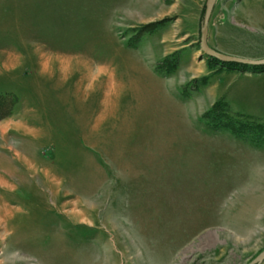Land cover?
Wrapping results in <instances>:
<instances>
[{"label":"rangeland","instance_id":"374dc122","mask_svg":"<svg viewBox=\"0 0 264 264\" xmlns=\"http://www.w3.org/2000/svg\"><path fill=\"white\" fill-rule=\"evenodd\" d=\"M206 1L0 0V264L264 254V65L201 50ZM207 43L264 60V0Z\"/></svg>","mask_w":264,"mask_h":264},{"label":"water","instance_id":"95a60500","mask_svg":"<svg viewBox=\"0 0 264 264\" xmlns=\"http://www.w3.org/2000/svg\"><path fill=\"white\" fill-rule=\"evenodd\" d=\"M217 0H207L206 1V8H205V13H204V18H203V28L201 30V38H200V46L201 50L207 54L208 56L215 58L219 61L222 62H227V63H238V64H244V65H264V60L261 61H251V60H246V59H241V58H236V57H231L228 55L221 54L213 49H211L208 46L207 43V38H208V25L209 21L215 6ZM264 261V254L256 258L251 264H262Z\"/></svg>","mask_w":264,"mask_h":264},{"label":"bare ground","instance_id":"6f19581e","mask_svg":"<svg viewBox=\"0 0 264 264\" xmlns=\"http://www.w3.org/2000/svg\"><path fill=\"white\" fill-rule=\"evenodd\" d=\"M35 134V133H34ZM17 154V153H16ZM18 155V157L20 156L19 154H17ZM24 155V154H23ZM28 160H26V162H27ZM19 162V161H18ZM21 164V163H20ZM25 165V164H24ZM34 165V164H33ZM28 171V170H27ZM57 177L59 178V176H56L55 175V179H57ZM45 178H47V180L46 181H48V183L50 184H55L56 183V187H59V184L57 183L58 181L57 180H59V179H57V180H54V181H50V177H49V174L48 173H46V177ZM0 186L1 187H3V188H11V186H10V184H8L7 182H5L4 180H2V179H0ZM10 190V189H9ZM4 210H5V214H4V212L2 211V210H0L1 212H0V224L3 226L4 224H6V218L8 217V214L10 213L11 214V211L10 210H6V208H4ZM62 243H59V240H54L53 242H52V244H51V246H50V250L51 251H49V252H53V253H51L50 254V257H51V259L52 260H54V257L52 256L54 253H59L58 255H59V257L61 256V253H63L62 251H64V247L61 245ZM64 254V253H63ZM62 254V255H63ZM57 260V259H56Z\"/></svg>","mask_w":264,"mask_h":264}]
</instances>
